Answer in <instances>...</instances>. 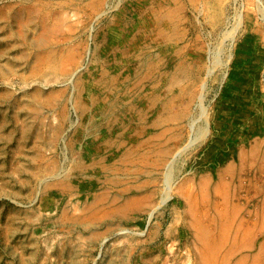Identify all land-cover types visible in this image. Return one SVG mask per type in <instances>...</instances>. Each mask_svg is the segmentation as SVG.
Wrapping results in <instances>:
<instances>
[{
	"label": "rangeland",
	"instance_id": "obj_1",
	"mask_svg": "<svg viewBox=\"0 0 264 264\" xmlns=\"http://www.w3.org/2000/svg\"><path fill=\"white\" fill-rule=\"evenodd\" d=\"M0 264H264V0H0Z\"/></svg>",
	"mask_w": 264,
	"mask_h": 264
},
{
	"label": "bare ground",
	"instance_id": "obj_2",
	"mask_svg": "<svg viewBox=\"0 0 264 264\" xmlns=\"http://www.w3.org/2000/svg\"><path fill=\"white\" fill-rule=\"evenodd\" d=\"M24 126H25V125H24ZM24 126H23V127H24ZM27 127H28V126H27ZM28 130H29V129H28ZM149 213H150V212H149ZM151 213H152V212H151ZM149 216H150V215H149Z\"/></svg>",
	"mask_w": 264,
	"mask_h": 264
}]
</instances>
